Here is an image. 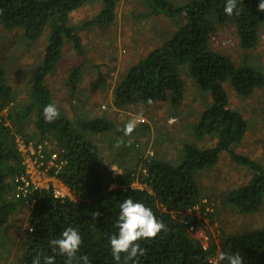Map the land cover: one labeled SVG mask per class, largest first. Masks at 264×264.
Wrapping results in <instances>:
<instances>
[{
	"label": "trees",
	"instance_id": "obj_1",
	"mask_svg": "<svg viewBox=\"0 0 264 264\" xmlns=\"http://www.w3.org/2000/svg\"><path fill=\"white\" fill-rule=\"evenodd\" d=\"M95 1L0 0V24L5 30L21 29L24 38L34 41L49 27V42L42 61L31 70L28 101L23 105L17 102L18 93L0 67V229L23 203L12 196L11 180L24 169L16 138L26 143L31 139L49 141L54 146L52 151L56 152L57 161L63 162L61 168L56 173L52 170L51 174L77 197L76 201H62L51 192L43 191V197L29 212L15 264H35L37 257L43 264V257L51 255L56 257L54 264H65L66 257L53 253L49 241L69 226L77 228L81 234L77 257L87 256L90 264H133L132 260L125 259L124 253L116 259L109 244V238L118 231L120 203L128 196L150 207L166 225L156 237L138 241L145 252L133 258L136 264H226L216 259L220 251L239 252L244 264H264V228L234 234L221 230L217 240L207 242L205 250L194 236L205 219L212 222L215 214L212 208L211 212L205 211L202 201L207 194H203L195 175L217 164L222 152L229 154L233 163L253 171L247 184L225 194L224 203L241 215H249L260 209L264 199V168L231 151V146L243 138L246 123L239 112L228 108L222 86L228 80L239 96H249L264 85V72L243 61L235 64L209 48L211 35L225 24L235 27L242 50L254 48L264 24V11L257 7L259 0H237L239 12L234 10L232 15L224 10L227 0H188L182 6H175L169 0H143L148 15L174 18L178 28L120 78L112 92V107L123 109L166 101L177 106L184 90L179 71L187 66L197 87L209 92L211 97V104L195 122L194 132L198 138L215 136L216 142L210 148L182 142L178 160L150 157L144 159L138 169H123L116 177H112L95 137L111 131L125 136L124 127L117 128L106 117L75 120L59 111L55 120L45 121L42 114L45 105L52 103L45 78L56 67L65 41L84 57L85 50L77 31L92 26L107 28L115 20V9L121 0H98L102 6L95 17L79 27L70 24L69 15L73 10ZM81 69L76 66L68 71L70 99L77 98ZM104 85L105 82L101 84ZM196 206L201 208L200 217L188 212ZM73 264H83V261L74 260Z\"/></svg>",
	"mask_w": 264,
	"mask_h": 264
},
{
	"label": "rangeland",
	"instance_id": "obj_2",
	"mask_svg": "<svg viewBox=\"0 0 264 264\" xmlns=\"http://www.w3.org/2000/svg\"><path fill=\"white\" fill-rule=\"evenodd\" d=\"M169 1L175 6L188 2ZM101 6L97 0L76 8L69 15L70 24L80 25L95 17ZM115 19L114 24L107 29L90 27L78 32L82 37L84 57L77 54L70 43H65L56 67L45 78V84L52 92V103L64 115L75 120L91 116L106 117L117 128L124 127L130 120L136 121L135 129L141 132L117 136L111 131L95 137L109 164L112 177L120 175L123 169H138L141 162L150 157L176 161L180 158L181 144L185 141L200 148L213 147L215 136L204 135L198 138L193 129L199 116L211 104V97L209 92L197 87L187 66H182L179 71L184 90L183 98L177 106L173 107L166 101L132 105L123 109L112 107V101L109 102L110 87L113 89L124 75V62L136 63L149 50L167 41L178 28L174 18L148 15L143 0L118 2ZM48 33L49 27H46L40 38L29 41L24 38L21 29L7 31L0 24V67L8 75L11 87L17 91V102L20 105L28 101V78L32 68H35L34 64L42 61L49 42ZM110 41H113V46ZM209 48L227 56L235 64L243 61L264 72V24L259 30V40L252 49L244 51L240 48L236 29L231 24L223 25L211 35ZM110 57L112 62L108 60ZM76 66H81L82 71L77 98L70 99L65 80L68 71ZM97 74L106 81L111 80L108 89L98 83ZM222 86L228 98V108L239 112L246 123L243 138L231 146V151L252 159L264 168V85L249 96H239L228 80ZM90 103L92 105L89 107ZM148 152H152V156ZM252 174L251 169L233 163L226 152L220 154L217 164L212 168L196 172L195 179L199 181L203 194H207L206 200L215 213L212 222L205 219L202 228L194 233L196 238L199 232L206 234L210 241L217 240L221 230L226 234H234L264 228V199L260 209L249 215L239 214L223 201L228 191L247 184ZM30 210L23 202L9 222L0 229V264L16 263Z\"/></svg>",
	"mask_w": 264,
	"mask_h": 264
},
{
	"label": "clouds",
	"instance_id": "obj_3",
	"mask_svg": "<svg viewBox=\"0 0 264 264\" xmlns=\"http://www.w3.org/2000/svg\"><path fill=\"white\" fill-rule=\"evenodd\" d=\"M236 3L237 0H227L224 10L228 15H232L234 10L238 14L239 10L236 8ZM257 7L259 10L264 11V0H259ZM148 103H152L150 98ZM42 114L45 121H53L58 117L59 109L55 103H48L45 105ZM135 128L136 121L130 120L124 125L123 132L125 135H130ZM13 179L11 180L13 186L12 196L15 198ZM116 224L118 231L109 238L111 252L116 259H120L121 253H124L125 259L132 260L133 264H136V260L133 258H138V255L143 256L145 252L138 241L154 238L166 229V225L157 218L150 207L131 196L126 197L120 203ZM81 243L82 238L79 230L72 226L65 228L58 237L49 241L53 253H59L66 257L65 264H73L74 260L77 262L83 261V264H90L87 256L77 257ZM55 258V255L44 256L43 264H54ZM216 259L218 262L226 261V264H244V259L239 252L220 251ZM35 264H41L39 257L36 258Z\"/></svg>",
	"mask_w": 264,
	"mask_h": 264
},
{
	"label": "built area",
	"instance_id": "obj_4",
	"mask_svg": "<svg viewBox=\"0 0 264 264\" xmlns=\"http://www.w3.org/2000/svg\"><path fill=\"white\" fill-rule=\"evenodd\" d=\"M16 144L24 169L13 179L15 198L23 200L30 208L34 206L39 198L43 197V191L51 192L54 198L62 201L64 199L77 200V197L71 193L69 188L58 180L55 174H51L52 170L56 173L63 162L57 161V154L52 151L54 148L49 141H28L26 143L23 139H18ZM148 154L152 156V152H148ZM202 202L205 205V211L211 212L212 209L206 200ZM188 212L201 216V208L199 206L190 209ZM190 230L192 231V228ZM198 239L205 250L207 242H209L208 236L199 232ZM212 263H214V260Z\"/></svg>",
	"mask_w": 264,
	"mask_h": 264
},
{
	"label": "crops",
	"instance_id": "obj_5",
	"mask_svg": "<svg viewBox=\"0 0 264 264\" xmlns=\"http://www.w3.org/2000/svg\"><path fill=\"white\" fill-rule=\"evenodd\" d=\"M116 20V19H115ZM115 20H114V22H115ZM114 22H113V24H114ZM74 26H76V27H79L80 25H76V24H73ZM92 27H94V28H98V29H101V28H99V27H97V26H92ZM85 29H91L90 27L89 28H85ZM105 29H107V28H105ZM80 30H84V29H80ZM77 31V32H82V31ZM79 35V34H78ZM81 37V36H80ZM81 40H82V37H81ZM65 43H67V41H65ZM69 43V42H68ZM110 43H111V46H113L114 44H113V41H110ZM65 45V44H64ZM63 45V46H64ZM70 45H71V47L73 48V45L70 43ZM118 48V47H117ZM156 48V47H155ZM63 49V48H62ZM84 49V48H83ZM154 49V48H153ZM73 50H74V48H73ZM152 50V49H151ZM151 50H149V52L151 51ZM119 52V51H118ZM118 52H117V54H118ZM148 52V53H149ZM114 54L112 53V56H113ZM111 59H112V57H110V58H108V60H109V62L111 61ZM112 62V61H111ZM135 63H129L128 61L127 62H124V66H126V70H125V72H124V74L126 73V71L132 66V65H134ZM124 76V75H123ZM68 77V76H67ZM97 77H98V83H100V82H105V85L103 86V88H109L110 86H109V84H110V82H111V80L110 79H108L107 81L103 78V77H100L98 74H97ZM67 79V78H66ZM65 84H66V86H67V88H68V83H67V80H65ZM102 84V83H101ZM115 87V86H114ZM114 89V88H113ZM113 89H112V87H110V96H109V102H111L112 101V92H113ZM51 92V91H50ZM51 94H52V92H51ZM111 100V101H110ZM97 104H99V102L98 103H95L94 104V108H96L97 107ZM110 104V103H109ZM88 106H90V104H88ZM52 147H54V146H52Z\"/></svg>",
	"mask_w": 264,
	"mask_h": 264
}]
</instances>
